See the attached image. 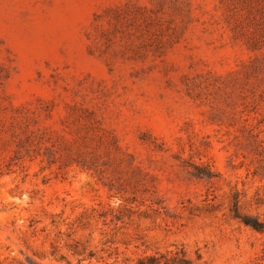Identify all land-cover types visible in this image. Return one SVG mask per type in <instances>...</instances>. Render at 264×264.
<instances>
[{
	"label": "rangeland",
	"instance_id": "obj_1",
	"mask_svg": "<svg viewBox=\"0 0 264 264\" xmlns=\"http://www.w3.org/2000/svg\"><path fill=\"white\" fill-rule=\"evenodd\" d=\"M235 205L264 220V0H0V264H264Z\"/></svg>",
	"mask_w": 264,
	"mask_h": 264
},
{
	"label": "trees",
	"instance_id": "obj_2",
	"mask_svg": "<svg viewBox=\"0 0 264 264\" xmlns=\"http://www.w3.org/2000/svg\"><path fill=\"white\" fill-rule=\"evenodd\" d=\"M233 211H234L235 216L238 218H241V220L245 224L250 225L252 228L258 231L264 232V220H260L258 217L241 214L236 205L234 206ZM90 256H92V253ZM101 260H104V259H101ZM125 260L121 264H127ZM116 264H119V263H116ZM137 264H162V263H161L160 257L155 256V255H148L145 257L138 258ZM165 264H193V263L186 257L185 253H182L181 256L178 254L177 256H174L170 261L167 260Z\"/></svg>",
	"mask_w": 264,
	"mask_h": 264
}]
</instances>
